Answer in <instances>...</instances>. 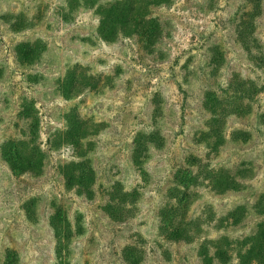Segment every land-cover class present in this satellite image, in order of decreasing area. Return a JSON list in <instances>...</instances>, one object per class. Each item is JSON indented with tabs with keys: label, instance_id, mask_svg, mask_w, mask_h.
<instances>
[{
	"label": "rangeland",
	"instance_id": "rangeland-1",
	"mask_svg": "<svg viewBox=\"0 0 264 264\" xmlns=\"http://www.w3.org/2000/svg\"><path fill=\"white\" fill-rule=\"evenodd\" d=\"M114 1L0 0V264H128V246L140 264H241L264 240V0H170L152 10L163 26L153 47L99 38L96 8ZM19 14L33 27L12 31L6 17ZM36 40L40 61L20 65L15 46ZM71 71L97 89L63 99ZM71 110L97 129L92 194L67 187L62 168L76 156L51 148ZM12 141L42 149L43 173L3 157ZM190 167L198 185L174 191V173ZM109 202L123 206L120 223ZM57 210L76 232L63 257ZM167 211L182 236L161 229Z\"/></svg>",
	"mask_w": 264,
	"mask_h": 264
},
{
	"label": "trees",
	"instance_id": "trees-1",
	"mask_svg": "<svg viewBox=\"0 0 264 264\" xmlns=\"http://www.w3.org/2000/svg\"><path fill=\"white\" fill-rule=\"evenodd\" d=\"M169 1L170 0H116L108 5L97 7L96 12L99 15L97 32L99 38L105 42L114 43L120 37H125L137 39L145 47L157 45L163 35V26L160 19L155 15L153 16L152 10L153 8L167 5ZM256 3L257 2L254 1L255 5ZM256 7L259 8L260 4L257 3ZM6 21L14 32H20V30L23 31L33 27V23L23 14L8 16L6 17ZM252 22L253 21L249 20L246 24L253 27L254 23ZM251 30L252 28L249 32H251ZM45 49L46 45L42 40L18 43L15 46L16 60L22 66H33L40 61ZM58 86L59 92L65 100H72L87 90L97 89V83L93 77L77 75L75 71L66 74L65 78L63 77V79L59 81ZM32 106L33 105L26 106V112H29V117L35 112ZM65 122V130L55 136L51 148L56 150L67 148L76 156L75 159L65 164L64 168H62L67 187L69 189H77L80 192L83 191L84 193L92 194L91 187L95 181V170L88 157L89 150L86 144L89 142L90 138L97 133V129L90 121L82 119L75 110H71L65 115ZM37 129V122L35 123L34 119V124L31 127L34 139L37 137ZM28 144L29 143L25 141H21L20 145H15L13 141L6 142L2 147V155L5 159L12 154L15 155L19 163L17 167L19 173L40 175L43 173L45 154L40 147L36 146V143H31V145ZM138 144H140L139 141ZM191 168L192 167H190V169L179 168L174 173V191H176L179 186L189 189L190 187L198 185V175H195ZM128 196L129 195H127V197ZM122 208L123 206L121 203L113 204L109 202L104 210L115 223H120V216H122L124 210ZM164 220L166 222H164L161 227L164 233L171 232L174 238L182 236V231L176 228L174 217H171L168 211L164 213ZM49 224L56 240V253L59 257H63L76 234L74 226L67 214L60 210H57L51 215ZM171 227L174 228L172 231ZM262 228L264 229V227ZM78 233L80 234L81 232ZM257 241L258 242L248 251V256L241 258V264H253V260L257 261L259 257L264 256V240L260 237ZM218 257L223 260L222 253H218ZM122 260L128 264H140L143 257L138 255L134 247L128 246L122 251Z\"/></svg>",
	"mask_w": 264,
	"mask_h": 264
}]
</instances>
